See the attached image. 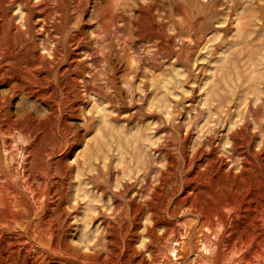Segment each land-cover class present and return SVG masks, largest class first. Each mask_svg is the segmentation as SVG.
I'll return each instance as SVG.
<instances>
[{
	"label": "rangeland",
	"instance_id": "374dc122",
	"mask_svg": "<svg viewBox=\"0 0 264 264\" xmlns=\"http://www.w3.org/2000/svg\"><path fill=\"white\" fill-rule=\"evenodd\" d=\"M10 1L0 0V40L45 66L47 81L32 85L50 94H17L10 110L29 118L0 130V196L21 201L0 221V264H109L111 239L145 237L151 218L171 238L196 221L185 210L204 192H264V0Z\"/></svg>",
	"mask_w": 264,
	"mask_h": 264
},
{
	"label": "bare ground",
	"instance_id": "6f19581e",
	"mask_svg": "<svg viewBox=\"0 0 264 264\" xmlns=\"http://www.w3.org/2000/svg\"><path fill=\"white\" fill-rule=\"evenodd\" d=\"M10 1V0H9ZM8 2V1H7ZM11 2V1H10ZM7 4V3H6ZM5 4V6H6ZM10 4V3H8ZM13 5V4H12ZM3 9H1L2 11ZM8 10V9H7ZM32 11V9H31ZM48 12V11H47ZM3 13V11H2ZM53 13V12H52ZM51 13V14H52ZM46 14V13H45ZM43 16H45L43 14ZM53 16V15H50ZM10 19V18H9ZM13 19V18H12ZM56 23V22H55ZM24 24V23H23ZM50 25V24H49ZM62 25V24H61ZM6 26V25H5ZM4 26V27H5ZM3 28V27H0ZM49 28V27H48ZM17 29V27H16ZM50 29V28H49ZM63 29V27H62ZM11 30V29H10ZM59 30V29H57ZM9 32V31H8ZM12 32V31H11ZM15 33V32H14ZM60 33V31H59ZM61 35V34H60ZM10 36V35H9ZM62 36V35H61ZM11 38V37H10ZM14 38V37H13ZM12 38V39H13ZM16 38V37H15ZM75 38V37H74ZM63 39V38H62ZM65 40V39H64ZM14 41V40H13ZM68 41V40H66ZM79 41V40H78ZM77 41V42H78ZM61 42V41H60ZM76 41H74L75 43ZM31 44V43H30ZM33 45V44H32ZM69 45V43H68ZM25 46V45H24ZM27 46V45H26ZM58 46V45H57ZM75 47V46H74ZM25 49V48H24ZM28 49V48H27ZM54 49V48H53ZM77 50V49H76ZM34 51V50H33ZM58 51V49H57ZM32 52V51H31ZM54 53V52H53ZM57 55V54H56ZM54 56V55H53ZM27 53L21 46H15L13 44H6L3 42V39L0 40V85H4L5 89L3 91H0V130H3V132L8 133L14 125L18 123V119H20V116L24 119L29 118V115L27 113L23 114H13L10 110V105L12 99L17 94H33L38 96L39 98L45 99L47 97L46 94H50L48 90L46 91L44 87H41L40 93H37L33 90L32 85V79H39V78H46L45 81H47V76L45 73L44 75L40 76V73L45 70L43 67L38 66V62L35 61L34 64L29 63L28 60H30V56L28 57ZM34 57V56H33ZM38 61V60H37ZM55 62V61H54ZM53 65V62H52ZM51 65V66H52ZM50 66V67H51ZM48 70L50 69L47 67ZM52 68V67H51ZM46 70V71H48ZM69 71V70H68ZM51 72V69L50 71ZM50 75V74H49ZM50 77V76H49ZM63 78V76H62ZM35 81V80H34ZM38 81V80H36ZM40 82V81H39ZM37 83V82H36ZM49 85V82L47 83ZM63 83H61L62 85ZM58 85V84H57ZM56 85V86H57ZM35 86V85H34ZM37 86L39 84L37 83ZM59 86V85H58ZM64 86V85H62ZM40 87V86H39ZM54 86H51L52 88ZM36 88V86H35ZM37 90V89H36ZM51 90V89H50ZM59 90V89H58ZM53 91V90H52ZM48 92V93H47ZM63 92V91H62ZM54 94H56V90L53 91ZM60 93V92H59ZM65 93V92H64ZM54 94L52 96H54ZM58 94V93H57ZM61 94V93H60ZM59 94V95H60ZM63 94V93H62ZM21 96V95H20ZM35 96V97H36ZM49 98V96H48ZM54 98V97H53ZM59 99V98H58ZM57 99V100H58ZM25 100V99H23ZM22 101V100H21ZM49 101V100H48ZM52 100L50 103L54 106L60 105V101ZM19 110V109H18ZM17 110V111H18ZM59 110V108H58ZM16 111V113H17ZM26 111V110H25ZM60 111V110H59ZM61 112V111H60ZM66 121V120H65ZM20 122V120H19ZM26 124V123H25ZM26 128V127H25ZM33 128V127H32ZM24 130V129H22ZM30 131V130H29ZM12 132V131H11ZM23 132V131H22ZM26 133V132H24ZM9 134V133H8ZM28 134V133H27ZM4 135V134H3ZM27 136V135H26ZM5 138V137H4ZM5 143V142H4ZM162 148V147H161ZM48 149V148H47ZM159 150V149H158ZM30 151V150H29ZM162 151V150H160ZM26 152V151H24ZM23 152V153H24ZM34 152V151H33ZM28 153V152H27ZM32 153V152H31ZM29 154V153H28ZM46 154V153H45ZM49 154V153H48ZM27 156V155H25ZM52 157V155H50ZM19 157V156H18ZM49 157V156H48ZM23 158V157H22ZM28 158V157H27ZM50 158V157H49ZM159 158V157H158ZM161 158V156H160ZM13 160V158H11ZM156 160V157H155ZM160 160V159H159ZM158 160V161H159ZM169 160V159H168ZM16 161V160H15ZM171 161V160H169ZM191 161V160H190ZM262 161V159H261ZM12 163V162H10ZM51 163V162H50ZM168 163V162H167ZM244 163V162H242ZM257 163V162H256ZM260 163V162H259ZM171 164V163H170ZM169 164V165H170ZM253 164V163H251ZM15 166V165H14ZM20 166V165H19ZM168 166V165H167ZM166 166V167H167ZM248 166V165H247ZM17 167V165H16ZM31 167V166H30ZM243 167V166H242ZM245 167V166H244ZM243 167V169H244ZM8 168V167H7ZM154 168V167H152ZM210 168V167H209ZM250 168H252L250 166ZM17 169V168H15ZM188 169V168H187ZM219 168H216L218 170ZM31 170V169H30ZM157 170V168L155 169ZM160 170V169H159ZM158 170V171H159ZM193 170V169H192ZM206 170V169H205ZM212 170V169H211ZM210 170V173H211ZM215 170V169H214ZM215 170V171H216ZM223 170V169H222ZM18 171V170H17ZM167 171V170H166ZM190 171V170H189ZM203 171V170H202ZM213 171V170H212ZM214 171V173H215ZM229 171V170H228ZM252 171V169H250ZM249 171V173H250ZM255 171V170H254ZM253 171V172H254ZM24 172V171H23ZM161 172V171H160ZM194 172V171H193ZM205 172V171H204ZM219 172V171H218ZM217 172V173H218ZM29 173V172H28ZM40 173V172H39ZM166 173V172H165ZM206 173V172H205ZM23 174V173H22ZM25 174V173H24ZM189 174V173H188ZM29 175V174H28ZM45 175V174H44ZM60 175V173H59ZM162 175V173H161ZM169 174H167L168 176ZM171 175V174H170ZM222 175V174H221ZM220 175V177H221ZM231 175V174H230ZM256 175V173H255ZM264 175V174H263ZM13 176V175H12ZM43 176V175H42ZM46 176V175H45ZM67 176V175H65ZM69 176V175H68ZM160 176V174H159ZM165 176V175H164ZM219 176V174L217 175ZM257 176V175H256ZM15 177V176H14ZM22 177V176H21ZM30 177V175H29ZM64 177V176H62ZM194 177V176H193ZM202 177V176H201ZM206 178V176H204ZM2 178V177H1ZM162 178V177H161ZM260 178V177H259ZM3 179V178H2ZM16 179V178H15ZM21 179V178H20ZM43 179V178H42ZM64 179V178H63ZM63 179L58 180L61 182H64ZM66 179V178H65ZM64 179V180H65ZM160 179V178H158ZM164 179V178H162ZM173 179V178H172ZM4 180V179H3ZM44 180V179H43ZM46 180V177H45ZM157 180V179H155ZM161 180V179H160ZM174 180V179H173ZM212 180V179H211ZM259 180V179H258ZM1 181V180H0ZM17 181V180H16ZM23 181V180H22ZM169 181V180H168ZM217 181V180H216ZM172 182V181H171ZM219 182V181H218ZM264 182V181H263ZM7 183V181H6ZM54 183V182H53ZM163 183V182H162ZM175 183V182H174ZM179 183V182H178ZM196 183V182H195ZM198 183V182H197ZM243 183V182H242ZM250 183V182H249ZM5 184V183H4ZM13 184V183H12ZM24 184V182L22 183ZM52 184V183H51ZM60 185V183H58ZM160 184V183H159ZM158 184V185H159ZM176 184V183H175ZM210 184V183H209ZM248 184V183H244ZM3 185V184H2ZM10 185V184H9ZM31 185V184H30ZM63 186V183L61 184ZM162 185V184H161ZM165 185V184H164ZM170 185V183H169ZM168 185V186H169ZM173 185V184H171ZM205 185V183H204ZM241 185V184H240ZM255 185V184H254ZM253 185V186H254ZM257 185V184H256ZM25 186V185H24ZM145 186V185H144ZM149 186V185H148ZM155 186V185H154ZM179 186V185H178ZM212 184L210 185V187ZM246 186V185H245ZM251 186V185H250ZM260 186V185H259ZM257 186V187H259ZM12 187V186H11ZM10 187V188H11ZM23 187V186H22ZM60 187V186H59ZM166 187V186H165ZM173 187V186H172ZM183 187V186H182ZM194 187V186H192ZM207 187V186H206ZM209 187V186H208ZM247 187V186H246ZM249 187V186H248ZM8 188V187H7ZM26 188V187H25ZM150 188V187H149ZM157 188V187H156ZM171 188V186H170ZM201 188V187H200ZM213 188V187H212ZM220 188V187H219ZM234 188V187H233ZM245 188V187H243ZM260 188V187H259ZM257 188V189H259ZM146 189V188H144ZM160 189V188H159ZM172 189V188H171ZM182 189V188H181ZM192 189V188H191ZM209 189V188H208ZM241 189V188H240ZM256 189V188H255ZM256 189V190H257ZM262 189V186L261 188ZM25 190V189H24ZM58 190V188H57ZM189 190V188H188ZM253 190V188H252ZM162 191V190H161ZM164 191V190H163ZM184 191V190H183ZM193 191V190H192ZM199 191V189H198ZM210 191V190H209ZM216 191V190H213ZM248 189L243 190H233V189H225L224 192L219 193H203L202 202L200 205H192L190 204V208H187L185 211H196V221L194 223H185L183 229L184 232L177 231L174 232L173 235H170L171 238L168 236H159L156 235V231L154 227L155 224L158 223V219L151 220L152 224L150 226L145 227V237H141V234L136 233L135 231H132L129 233H124V235L121 234V237L118 239H111L109 242V249L107 252V255L110 256V263L109 264H189L186 263V259L188 256L192 253V250L195 249L194 246H200L195 245L192 238L195 233L198 232L201 246L204 249V253H200L199 257L206 259V264H264V232L262 231V227H264V192L262 191H254L253 192ZM24 192V191H23ZM35 192V191H34ZM52 192V191H50ZM60 192V190H59ZM166 192V191H165ZM203 192V191H201ZM217 192V191H216ZM15 193V192H14ZM33 193V192H32ZM168 193V192H167ZM189 193H191L189 191ZM1 194V193H0ZM25 194V193H24ZM51 194V193H50ZM162 194V193H161ZM43 195V193L41 194ZM57 195V194H56ZM164 195V194H163ZM168 195V194H167ZM165 195V196H167ZM19 196V195H18ZM18 196L12 193H7V197L5 198L6 201H2V198L0 196V221L2 218H8L12 217L13 211L12 208L14 206H19L21 204V201L18 199ZM23 196V195H22ZM26 196V194H25ZM46 195H43V197ZM157 196V195H156ZM3 197V196H2ZM30 197V196H28ZM37 197V196H36ZM40 197V196H39ZM58 197V196H57ZM155 197V196H154ZM170 197V196H169ZM25 198V197H24ZM33 198V197H32ZM63 198V197H62ZM153 198V197H152ZM160 198V197H159ZM163 198V197H162ZM38 199V198H36ZM35 199V200H36ZM43 199H38L39 201ZM183 199V198H182ZM31 200V199H30ZM34 200V201H35ZM153 200V199H151ZM160 200V199H159ZM156 201V200H155ZM163 201V200H162ZM188 201V199H187ZM41 202V201H40ZM149 202V201H148ZM196 202V201H195ZM30 203V202H29ZM28 204V203H26ZM71 204V203H70ZM144 204V203H143ZM148 204V203H147ZM146 204V205H147ZM157 204V203H156ZM41 205V204H40ZM39 205V206H40ZM149 205V204H148ZM159 205V202H158ZM61 206V205H60ZM161 206V205H160ZM37 207V206H36ZM41 207V206H40ZM48 207V206H47ZM70 207V205H69ZM145 207V206H144ZM143 207V208H144ZM184 207V206H183ZM20 208V207H19ZM72 208V207H71ZM74 208V207H73ZM147 206L145 207V209ZM179 208V206H178ZM25 209V207H24ZM40 209V208H39ZM142 209V208H141ZM149 209V208H148ZM147 209V210H148ZM172 209V208H171ZM170 210V209H169ZM9 211V212H7ZM25 211V210H24ZM145 211V210H144ZM168 211V210H167ZM180 211V210H179ZM184 211V212H185ZM150 212V211H149ZM170 212V211H169ZM168 212V213H169ZM178 212V211H176ZM26 213V212H24ZM28 213V212H27ZM153 213V212H150ZM172 213V212H171ZM182 213V212H181ZM195 213V212H192ZM170 214V213H169ZM167 214V215H169ZM191 215V214H190ZM107 216V214H106ZM135 216V215H134ZM153 216V215H150ZM166 216V215H165ZM193 216V215H192ZM157 218V217H156ZM150 219V218H149ZM154 219V218H153ZM19 220V219H18ZM40 220V219H39ZM42 220V219H41ZM45 220V219H44ZM148 220V219H147ZM7 221V220H6ZM28 221V220H27ZM184 221V220H183ZM189 221V220H188ZM2 222V221H1ZM59 222V221H58ZM108 222V221H107ZM101 228L100 232L106 231V225L107 223ZM164 222V221H163ZM11 223V222H9ZM17 223V222H16ZM25 224V222H23ZM21 223V224H23ZM29 223V221H28ZM27 223V224H28ZM45 223V222H43ZM51 223V222H50ZM54 223V221H53ZM111 223V222H110ZM131 223V222H130ZM133 223V222H132ZM20 224V223H19ZM33 224V223H32ZM46 224V223H45ZM57 224V222H56ZM113 224V223H112ZM128 224V222L126 223ZM137 224V223H135ZM139 224V223H138ZM148 224V222H147ZM13 225V223H12ZM52 225V224H51ZM114 225V224H113ZM152 225V226H151ZM180 225V224H179ZM177 225V228L180 227ZM0 225V233L2 232ZM28 226V225H26ZM33 226V225H30ZM28 229H33L34 227ZM61 226V225H59ZM117 226V225H114ZM124 226V225H123ZM128 226V225H126ZM125 226V227H126ZM140 227V225H138ZM136 226V229L137 227ZM145 226V225H144ZM164 226V225H163ZM199 226V227H197ZM20 227V226H19ZM18 227V229H20ZM44 227V226H43ZM48 227V226H47ZM52 227V226H51ZM69 226H67L68 228ZM113 227V226H112ZM118 227V226H117ZM120 227V225H119ZM124 227V228H125ZM130 227V226H129ZM196 227L198 228L196 230ZM6 228V227H5ZM70 228V227H69ZM182 228V225H181ZM10 229V228H9ZM35 229V228H34ZM45 229V228H42ZM127 229V228H126ZM167 229V228H166ZM8 230V229H7ZM23 230V229H22ZM27 230V229H26ZM56 230V229H52ZM115 230V229H114ZM176 230V228H175ZM32 231V230H31ZM30 231V232H31ZM44 231V230H43ZM51 231V230H50ZM60 231V229H59ZM59 231H57L59 233ZM109 231V230H108ZM169 231V229H168ZM6 232V231H4ZM14 232V230H12ZM25 232V231H24ZM29 232V231H28ZM53 232V231H52ZM51 232V233H52ZM68 232V231H67ZM112 232V230H111ZM144 232V231H142ZM167 232V231H165ZM8 234V232H6ZM23 233V232H22ZM35 233V232H34ZM33 233V237L35 236ZM41 233V232H40ZM50 233V232H49ZM64 233V232H63ZM117 233V232H116ZM115 233V235H116ZM121 232H119L120 234ZM141 233V232H140ZM168 233V232H167ZM39 234V233H38ZM104 234V233H102ZM197 235H194L195 239ZM27 235V234H26ZM30 235V233H29ZM49 235V234H48ZM55 235V234H54ZM60 235V234H59ZM62 235V234H61ZM65 235V234H63ZM10 236V235H9ZM28 236V235H27ZM32 236V234L30 235ZM27 237V238H30ZM53 236V235H52ZM58 236V234H57ZM70 236V235H69ZM119 236V235H118ZM147 236V237H146ZM48 237V236H47ZM66 237V235H65ZM72 237V236H71ZM5 238V236H4ZM18 238V236H17ZM11 239L9 240L10 243L18 246L27 248L28 246H31L29 242L26 241L27 239ZM42 238H45L42 237ZM50 238V237H49ZM56 238V237H55ZM60 238V236L57 237V239ZM68 238V236H67ZM109 238V237H108ZM112 238V236H111ZM117 238V237H116ZM10 239V238H9ZM41 239V238H40ZM54 239V238H53ZM65 239V238H63ZM71 239V238H70ZM99 239V238H98ZM104 238L101 236L98 242L102 245V240ZM32 240V239H31ZM42 240V239H41ZM44 240V239H43ZM42 240V241H43ZM52 240V239H51ZM62 240V239H61ZM60 240V241H61ZM198 240V238H197ZM196 240V241H197ZM37 241V240H36ZM35 241V242H36ZM54 241V240H53ZM106 241V240H105ZM51 242V241H50ZM56 241H54L55 243ZM64 242V241H63ZM96 242V243H98ZM139 242V243H138ZM53 243V242H52ZM62 243V242H61ZM137 243L139 244L137 247ZM197 243V242H195ZM32 244V243H31ZM44 244V243H43ZM42 244V245H43ZM48 244V243H47ZM51 244V243H50ZM49 244V245H50ZM59 244V243H58ZM67 243H65L64 246H66ZM3 245V244H2ZM9 245V244H8ZM38 245V244H37ZM41 245V246H42ZM53 245V244H52ZM60 245V244H59ZM63 245V244H62ZM73 245V244H72ZM83 245V244H82ZM36 246V245H35ZM45 246V245H43ZM54 246V245H53ZM104 246V244H103ZM200 246V248H201ZM49 246L45 247L48 249ZM51 247V246H50ZM94 246H90L89 248H93ZM196 247V248H197ZM4 248V247H3ZM31 248V247H30ZM39 248V247H38ZM44 248V249H45ZM55 248V247H54ZM52 247V249H54ZM59 248H61L59 246ZM65 248V247H64ZM82 248V247H81ZM84 248V247H83ZM101 248V247H100ZM99 248V250H100ZM32 249V248H31ZM52 249H48L49 253ZM63 249V248H62ZM94 249V248H93ZM98 249V248H97ZM199 249V247H198ZM24 250V249H23ZM27 251V249H25ZM33 250V249H32ZM42 250V249H41ZM55 250V249H54ZM66 250V249H65ZM72 250V249H71ZM78 250V249H77ZM86 250V247H85ZM202 250V249H201ZM29 251V249H28ZM39 251V250H37ZM37 251H35L37 253ZM46 251V250H45ZM58 251V250H57ZM61 251V249H60ZM59 251V252H60ZM63 251V250H62ZM61 251V253H62ZM83 251V249H82ZM199 251V250H198ZM8 252V251H7ZM17 252H20L19 249H17ZM33 252V251H32ZM52 252V251H51ZM55 252V251H54ZM65 253L67 251H64ZM73 251H71L72 253ZM102 252V251H100ZM99 252V253H100ZM105 252V251H104ZM103 252V253H104ZM200 252V251H199ZM57 253V252H56ZM55 253V254H56ZM63 253V254H65ZM89 253V252H88ZM98 253V252H97ZM101 256V254H99ZM39 254V252L37 253ZM47 254V253H46ZM52 254V253H51ZM67 254V253H66ZM75 254V253H74ZM73 254V255H74ZM193 254V253H192ZM8 255V254H7ZM19 256V253L17 254ZM24 255H26L24 253ZM29 255V252H28ZM40 255V254H39ZM42 255V253H41ZM40 255V256H41ZM96 255V254H95ZM148 255V256H146ZM194 255V254H193ZM15 256V255H14ZM33 256V255H32ZM67 256V255H66ZM70 255L68 254V257ZM77 256V255H76ZM91 256V255H90ZM93 256V255H92ZM97 256V255H96ZM104 256V254H102ZM3 257V256H2ZM42 257V256H41ZM72 257V256H71ZM70 257V258H71ZM81 257V256H80ZM85 257V256H84ZM89 257V256H88ZM95 257V256H94ZM105 257H107L105 255ZM149 257V260H148ZM187 257V258H186ZM197 257H193L195 264H199L201 262V259ZM29 258V257H28ZM75 258V257H74ZM73 258V259H74ZM93 257H91L92 259ZM99 258V256H98ZM34 259V258H33ZM84 259V258H83ZM80 258V260H83ZM191 259V257H190ZM76 260V258H75ZM107 260V259H106ZM193 260V259H192ZM14 261V259H13ZM24 261V260H23ZM42 261V260H41ZM44 261V260H43ZM74 261V260H73ZM85 261V259H84ZM91 260H89L90 263ZM8 262V261H7ZM79 262V261H78ZM88 262V261H86ZM94 262V261H92ZM97 262H99L97 260ZM193 262V263H194ZM204 262V260L202 261ZM84 263V262H83ZM102 263V262H101ZM12 264V263H11ZM18 264V263H16ZM25 264V263H24ZM82 264V263H81ZM88 264V263H86ZM204 264V263H200Z\"/></svg>",
	"mask_w": 264,
	"mask_h": 264
}]
</instances>
